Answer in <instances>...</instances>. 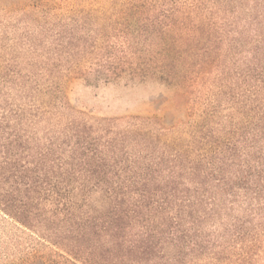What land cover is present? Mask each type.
I'll list each match as a JSON object with an SVG mask.
<instances>
[{
  "label": "trees",
  "instance_id": "obj_1",
  "mask_svg": "<svg viewBox=\"0 0 264 264\" xmlns=\"http://www.w3.org/2000/svg\"><path fill=\"white\" fill-rule=\"evenodd\" d=\"M39 1L30 10L93 16L92 51L110 44L115 53L99 74L168 83L179 107L214 68L211 56L194 60L196 0ZM262 92L228 109L189 110L187 122L169 128L157 118L78 116L66 103L71 113L56 115L52 102H0V211L50 246L46 264H189L221 227L219 239L257 241Z\"/></svg>",
  "mask_w": 264,
  "mask_h": 264
},
{
  "label": "rangeland",
  "instance_id": "obj_2",
  "mask_svg": "<svg viewBox=\"0 0 264 264\" xmlns=\"http://www.w3.org/2000/svg\"><path fill=\"white\" fill-rule=\"evenodd\" d=\"M61 2L68 6L69 0ZM195 2L188 21L191 32L194 26L200 29L194 60L202 64L211 56L214 68L179 107L174 104L177 89L168 83L128 74L109 80L97 72L115 53L110 44L92 51L95 19L89 12L79 8L50 16L30 10L39 0H0V102H52L56 115L71 113L60 107L66 103L78 116L157 118L169 128L187 122L189 110L200 115L211 105L228 109L232 100L248 99L257 87L264 95V0ZM251 72L255 75L247 77ZM258 226L259 220L250 229ZM259 232L257 241L231 234L219 239L225 233L221 227L215 235L219 240L189 264H264V228ZM49 247L0 211V264H46Z\"/></svg>",
  "mask_w": 264,
  "mask_h": 264
}]
</instances>
